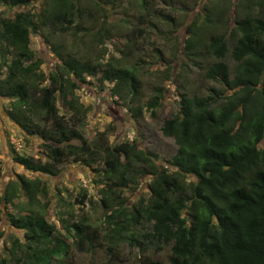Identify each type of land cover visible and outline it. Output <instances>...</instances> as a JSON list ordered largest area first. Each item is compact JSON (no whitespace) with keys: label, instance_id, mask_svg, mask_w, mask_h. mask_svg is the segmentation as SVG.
<instances>
[{"label":"trees","instance_id":"obj_1","mask_svg":"<svg viewBox=\"0 0 264 264\" xmlns=\"http://www.w3.org/2000/svg\"><path fill=\"white\" fill-rule=\"evenodd\" d=\"M0 1L28 5L34 0ZM227 7L211 6L206 23L198 26L195 18L187 25L183 54L188 59L209 58L202 77L215 84L180 90L179 109L161 126L177 146L165 165L133 141L91 147L79 131L86 114L74 93L79 83L91 75L101 83L113 82V95L135 97L140 93L136 65H118L110 58H65L54 47L61 63L48 75L40 69L42 61L29 46V32L54 24L68 31L87 7L78 8L76 0H52L38 13L0 14V70L5 67L0 95L10 101L9 118L26 135L42 138L50 152L49 161L17 155L18 163L31 172L53 175L69 158L90 165L105 155L102 168L107 181L100 191L107 235L116 243L126 238L141 250L149 245L168 247L170 264H264V0L233 1L225 26L222 13L229 11ZM99 10L106 19L107 10L101 5L87 14L94 16ZM207 24L222 32L203 39ZM103 31L110 30L101 25L97 35ZM156 91L147 102L152 115L163 95L162 88ZM58 99L69 115L59 112ZM134 110L136 115L141 112L140 107ZM75 139L80 144L70 142ZM135 174L151 178L150 194L145 203L140 200L127 210L118 190ZM42 192L39 177L16 174L7 182L0 194V221L2 203L17 208L20 213L11 214L9 223L23 231L24 240L13 238L9 257H0V264H53L52 258L67 256L69 244L46 218L45 204L38 209ZM20 193L26 201L15 202ZM87 200L83 190L79 202L83 206ZM142 220L149 224L146 231L126 234L127 227ZM65 229L74 231L81 247H90L97 234L86 217ZM143 264L157 263L148 259Z\"/></svg>","mask_w":264,"mask_h":264},{"label":"rangeland","instance_id":"obj_2","mask_svg":"<svg viewBox=\"0 0 264 264\" xmlns=\"http://www.w3.org/2000/svg\"><path fill=\"white\" fill-rule=\"evenodd\" d=\"M236 0H76L78 8L87 7V12L77 14L73 26L62 31L56 24L50 28H38L29 32V46L36 57L41 59L40 69L45 75L57 69L61 57L106 61L112 59L118 65L134 66L138 70L139 92L137 96L125 93V97L113 95V82H99L95 76L87 75L85 82H80L74 90L78 101L86 108V114L79 131L87 143L94 147L107 143L115 146L121 142H135L138 148L156 155V163L165 165L176 151L172 137L161 131L165 119L170 118L180 107V90L209 88L214 82H207L202 77L209 58L188 59L183 54L187 36V25L198 18V26L206 23V13L211 6L230 7ZM52 0H34L30 4L8 5L0 1V14L13 17L16 12L38 13ZM95 5L107 10L108 17H102L99 10L94 16L87 14ZM95 10V9H94ZM229 11H223L225 26L229 24ZM90 12V11H89ZM105 19V20H104ZM35 20H37L35 18ZM214 24V22H212ZM211 23V24H212ZM105 25L110 31L97 35L99 27ZM78 26L80 28H78ZM201 28V27H200ZM140 30L142 34L139 33ZM202 35L222 32L215 25H205ZM205 35V36H204ZM101 37V38H100ZM100 38V40H99ZM5 67H1L3 77ZM192 86V87H191ZM162 88L163 95L154 114L147 107V102ZM56 105L60 113L69 115L70 111L58 99ZM140 107L141 112L134 114ZM10 101L0 95V194L7 182L16 174L29 178L39 177L45 192L38 195L39 208L45 204L46 218L56 224L57 236L63 238L70 247L67 256L52 258L53 264H143L150 259L157 264H170L169 249L154 248L152 245L141 250L135 242L122 238L117 243L107 235L105 213L100 189L107 181L105 155L90 165L75 162L71 158L58 165L56 174L31 172L16 160L17 155L29 156L41 162L49 161V149L38 135H26L23 129L7 114ZM80 144L75 139L70 141ZM122 158V157H121ZM128 177V175H126ZM151 178L135 174L126 186L119 187V192L129 210L150 194L148 184ZM85 190L88 200L81 205L79 194ZM20 193L18 199L26 201ZM0 221V257H9V247L15 237L22 241L23 231L9 223L11 214L20 213L11 204H1ZM114 208V207H113ZM23 213V212H22ZM86 217L96 232L92 245L81 247L71 229L67 233L65 226H70L79 218ZM149 224L141 221L137 226H129L126 234L144 232ZM91 229V230H92ZM12 264V263H10Z\"/></svg>","mask_w":264,"mask_h":264}]
</instances>
